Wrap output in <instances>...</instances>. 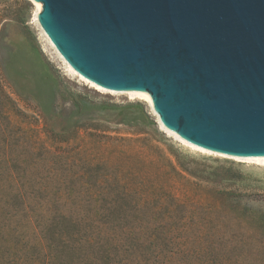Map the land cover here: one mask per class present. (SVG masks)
<instances>
[{
	"label": "rangeland",
	"instance_id": "374dc122",
	"mask_svg": "<svg viewBox=\"0 0 264 264\" xmlns=\"http://www.w3.org/2000/svg\"><path fill=\"white\" fill-rule=\"evenodd\" d=\"M60 57L29 0H0V264H264V165L181 144Z\"/></svg>",
	"mask_w": 264,
	"mask_h": 264
},
{
	"label": "water",
	"instance_id": "95a60500",
	"mask_svg": "<svg viewBox=\"0 0 264 264\" xmlns=\"http://www.w3.org/2000/svg\"><path fill=\"white\" fill-rule=\"evenodd\" d=\"M60 54L177 137L264 154V0H29Z\"/></svg>",
	"mask_w": 264,
	"mask_h": 264
},
{
	"label": "bare ground",
	"instance_id": "6f19581e",
	"mask_svg": "<svg viewBox=\"0 0 264 264\" xmlns=\"http://www.w3.org/2000/svg\"><path fill=\"white\" fill-rule=\"evenodd\" d=\"M36 13L38 11L36 10ZM39 14V13H38ZM40 15V14H39ZM62 61L64 62L68 72H70L72 75L77 76L80 80L83 82L89 84L91 87L97 89L98 91L101 92H106L110 94H123L129 97L130 99H137L146 102L152 110L156 113V115L159 118V126L162 130H164L169 136H172L175 138L177 141H179L181 144L197 151L200 153L204 154H210L222 158H228L232 159L238 162H243V163H249V164H255V165H264V154H255V155H241V154H234V153H228L220 150H215L212 148H207L202 145L196 144L188 139L177 137L175 132L173 131L172 128H169L166 126V124L163 122V119L161 115L158 113L156 110L154 101L152 98L146 94H143L141 92H138L133 89H120V88H112V87H107L102 84H99L95 82L94 80L88 78L85 76L83 73L79 72L76 68H74L64 57H60Z\"/></svg>",
	"mask_w": 264,
	"mask_h": 264
},
{
	"label": "trees",
	"instance_id": "16d2710c",
	"mask_svg": "<svg viewBox=\"0 0 264 264\" xmlns=\"http://www.w3.org/2000/svg\"><path fill=\"white\" fill-rule=\"evenodd\" d=\"M45 65H46V70H47L48 74L51 75L52 73L50 74L51 69H50L49 65L47 63ZM49 75L48 76H47V74L44 75L45 80H49L50 79ZM53 81H54V79H53ZM54 83H56V81H54L53 84ZM76 109H78V107H76ZM12 165H13L12 168H11L12 169V173H18V164H17V162L14 161L12 163ZM59 187L63 188L64 186H59ZM66 252L67 251H64L63 254H61V255L64 256L62 258L59 256L60 253H54L52 255V264H74V259H72V255L68 254ZM70 253H72V252H70ZM109 260L110 259H108L107 256H106V264H109Z\"/></svg>",
	"mask_w": 264,
	"mask_h": 264
}]
</instances>
